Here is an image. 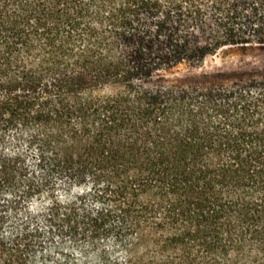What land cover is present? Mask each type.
<instances>
[{
    "label": "trees",
    "instance_id": "1",
    "mask_svg": "<svg viewBox=\"0 0 264 264\" xmlns=\"http://www.w3.org/2000/svg\"><path fill=\"white\" fill-rule=\"evenodd\" d=\"M264 0H0V264H264Z\"/></svg>",
    "mask_w": 264,
    "mask_h": 264
},
{
    "label": "rangeland",
    "instance_id": "2",
    "mask_svg": "<svg viewBox=\"0 0 264 264\" xmlns=\"http://www.w3.org/2000/svg\"><path fill=\"white\" fill-rule=\"evenodd\" d=\"M264 71V46L224 47L197 64L182 63L164 72L172 79L215 72Z\"/></svg>",
    "mask_w": 264,
    "mask_h": 264
}]
</instances>
